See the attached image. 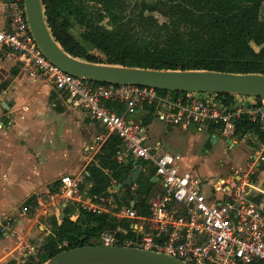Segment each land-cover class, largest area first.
<instances>
[{
    "label": "built area",
    "instance_id": "obj_1",
    "mask_svg": "<svg viewBox=\"0 0 264 264\" xmlns=\"http://www.w3.org/2000/svg\"><path fill=\"white\" fill-rule=\"evenodd\" d=\"M7 25L0 28V46L7 57L22 64L35 77L47 79L60 97L87 110L103 127L86 147L93 160L108 138L122 139L116 158L131 162L133 169L152 165L161 184L150 199V212L141 215L135 198L117 203L112 193L123 183L112 178L108 195H89L83 189L88 169L64 174L37 200L42 215L58 214L59 206L75 204L96 213L112 214L115 228L101 232L105 245H124L163 252L189 264H264V187L258 185V170L264 163V96L237 94L224 100L219 93L177 91L137 84L92 81L73 75L43 54L31 31L24 0H0ZM170 115L174 124L198 125L212 136L241 139L253 147L250 169L234 171L207 192L206 177L181 172L177 157L158 142L149 144L148 125L140 111ZM256 124L237 134L239 124ZM135 196L136 184L130 185ZM0 224V232L10 217Z\"/></svg>",
    "mask_w": 264,
    "mask_h": 264
},
{
    "label": "trees",
    "instance_id": "obj_2",
    "mask_svg": "<svg viewBox=\"0 0 264 264\" xmlns=\"http://www.w3.org/2000/svg\"><path fill=\"white\" fill-rule=\"evenodd\" d=\"M43 1L47 17H50L51 13L72 0ZM73 1L78 2L79 21L85 26L81 42H68L53 35L62 42L66 51L76 57L99 63L161 69L264 73V18L261 17L264 0H144L135 2L128 14L127 0ZM89 5H94L95 10L88 11ZM152 12L161 13L167 20L160 22ZM105 18H108L111 28L100 25ZM252 43L261 46L260 50L256 51ZM88 46L98 49L103 56L90 53ZM160 91L166 93L169 90ZM219 94L224 100H233L237 95ZM249 129L258 127L248 122L239 124V131ZM121 144L122 139L118 135H111L99 155V165L89 167L90 176L87 177L92 182L91 195L106 194L112 178L118 182L127 178L132 163L120 164L117 161L116 153ZM153 185L149 178L146 190H138L141 196L135 208L139 214L150 212ZM125 187L126 196H122V200L127 204L134 195L129 186ZM120 200L117 198L118 202ZM54 224L53 233L49 234L38 254L42 263L65 249L102 244L93 239L106 228L115 227L116 219L104 213L82 210L77 220L66 217L58 224L55 218ZM42 263H36L33 257L29 261V264Z\"/></svg>",
    "mask_w": 264,
    "mask_h": 264
},
{
    "label": "crops",
    "instance_id": "obj_3",
    "mask_svg": "<svg viewBox=\"0 0 264 264\" xmlns=\"http://www.w3.org/2000/svg\"><path fill=\"white\" fill-rule=\"evenodd\" d=\"M262 13L263 9L261 17L264 18ZM6 25L5 13L0 4V28ZM46 94L50 95L49 100L52 105L56 106V110L52 114L44 115L41 112V108L43 103L48 102L43 96ZM221 97L223 98L222 95ZM61 105L84 110L87 117L97 122L102 129L100 131L96 130L90 139L81 141L80 144V141L77 143L76 139L73 138L75 136V122L71 116H61V114H64ZM147 112L144 110L140 111L138 116L149 125L148 133L152 137L153 134L150 131V124L152 123L151 115L154 113ZM156 116L165 122L166 127L177 125L189 126L174 124L170 115ZM79 125L81 124L79 123ZM63 126L66 129L58 133L59 128ZM196 126L212 143L223 141L226 149L230 147L234 148L237 144L239 145L238 139L236 138L215 137L209 131H206V129L198 125ZM102 130L103 127L101 124L98 120L92 118L87 110L75 106L68 102V100L60 97L47 79L29 74L20 62L15 61L11 57H7L4 54L3 48L0 46V224H5V218L10 217V224L5 226V231L0 232V264H6L12 260H16L19 263L22 255L25 257L34 255L35 250L38 248L33 246L30 241L32 239H39V241L46 239L43 236L36 238L39 230L45 232L47 237L53 233L55 218L58 224H61L66 217L77 220L81 216L83 209L75 204L59 206L57 215H42L40 211L36 210L37 200L53 184L57 183L58 179L64 174L75 175L84 169L89 170L91 165H99L100 161H94L92 153L87 151L86 147L94 141L95 135ZM245 131H239L238 127L237 134H242ZM214 139L215 141H213ZM158 142L160 141L151 143V145H156ZM244 143L248 144V142ZM165 145L169 149L171 143L168 142ZM249 146L253 150L252 145L250 144ZM98 158L100 157L98 156ZM177 163L181 172H191L198 176L206 177L208 182L205 184V190L207 192L221 178L231 176L234 171L240 172V170L231 167L234 170L233 172L225 175L219 174L218 178L213 180L205 172V165L200 166L199 170H197L194 167V163L192 168L189 169L179 162L178 157ZM247 163L249 166L248 169H250L249 159H247ZM217 164L223 166L224 161L218 160ZM143 166L144 168L140 167L142 168V172L139 174L138 179L132 182L131 185L136 184L138 190L140 188L146 190L148 180L151 178V181L154 183L152 190L160 189L161 186L157 185L158 181L154 180L156 177L155 171L152 172L153 169L155 170L154 166L146 165L145 163ZM133 168L132 164L128 176L134 174H131ZM106 172H109V170L107 169ZM150 175L152 176L150 177ZM88 177L83 183V189L91 196L89 191L92 182ZM257 178L259 180L258 185L260 184L264 187V181L260 180L259 177ZM125 181L121 183L124 186H130ZM109 188L107 193L102 195H108L110 193ZM138 190L134 196L135 203L141 196ZM122 191H124L123 188L118 190L117 193H112L116 201L117 198H121L119 202L117 201V203L121 202L120 204L124 203V199L121 196L125 192ZM137 195H139L138 198ZM33 202L35 204L31 206ZM107 215L115 218L117 223L115 216L112 214ZM96 241L101 242V235L96 238Z\"/></svg>",
    "mask_w": 264,
    "mask_h": 264
},
{
    "label": "water",
    "instance_id": "obj_4",
    "mask_svg": "<svg viewBox=\"0 0 264 264\" xmlns=\"http://www.w3.org/2000/svg\"><path fill=\"white\" fill-rule=\"evenodd\" d=\"M31 31L41 51L65 71L92 81L137 84L175 91L264 96V73L231 72L211 69H161L88 61L65 50L53 35L43 0H24ZM215 141V139L213 140ZM137 168L125 183L136 181ZM157 180V178H154ZM139 195H137V198ZM46 264H189L172 255L124 245L90 244L65 249Z\"/></svg>",
    "mask_w": 264,
    "mask_h": 264
},
{
    "label": "rangeland",
    "instance_id": "obj_5",
    "mask_svg": "<svg viewBox=\"0 0 264 264\" xmlns=\"http://www.w3.org/2000/svg\"><path fill=\"white\" fill-rule=\"evenodd\" d=\"M127 1L129 8L126 10V13L128 14L130 9L133 8L135 2H141L144 0ZM77 6L78 2L72 0L65 6L59 7L55 11V13H51L50 17H47L48 15L46 14V19L52 33L57 37L60 36L64 41L81 42V36L82 32H84L85 30V26L82 25L79 21L80 11L77 9ZM87 10L94 11L95 6L89 5V8H87ZM146 13L149 14L150 12L147 11ZM152 13L159 19L160 22H164L167 20V18L159 12ZM262 14L264 15V6ZM100 25L103 28L112 27L109 23L108 18L100 21ZM59 43L62 45V42L59 41ZM83 43L85 44V42ZM252 46L256 51H259L261 48V46L255 43H252ZM88 50L90 51V53L95 54L98 57L103 56L102 52L96 48L88 46ZM43 83L45 84V82ZM43 96L48 102L43 103L41 108L42 114L46 115L54 113V110H56V106L52 105L51 101L49 100L50 95L46 94ZM61 106L64 112V114H61V116H71L75 122V136H73V138L76 139L77 143L80 141V144L81 141L90 139L91 135H93L96 130L100 131L102 129L97 122H94L89 117H87L84 110H80L79 108L74 109L68 106L66 107L64 105ZM151 120L152 123L150 124V131L153 135L151 137L149 133V144L155 143L156 141H161L162 144L165 145L166 143L170 142L171 146L168 149L169 152L177 156L179 162L184 164L189 169L192 168L194 163V167L197 170H199L200 166L202 167L205 165V172L210 175H208L210 178L216 180L219 174L225 175L233 172L234 170L232 168H236V170L240 171H245L249 167L247 159H249V155L252 153V148L249 146L250 143L248 142V144H245L241 137L238 139L239 145L237 144V146L234 148L230 147L229 149H226L223 141L212 143L206 135L199 131L196 125H189L187 127H184L182 125L166 127L164 124L165 122L162 119L158 118L155 114L151 115ZM79 123L81 125H79ZM65 129L66 128L64 126L60 127L58 133H61ZM83 136L84 138H82ZM218 160H223L224 165H218ZM258 177L260 180L264 181V163H262V166L258 170ZM143 184L146 185L145 182H143ZM157 185L161 186L160 183H157ZM154 192L155 189L151 191V195H154ZM122 196H126V193H122ZM34 204V202L31 203V206H33ZM41 236L46 239L44 241H39V239H32V241H30L33 246H36V248H38L37 250H35L34 255H29L27 257L22 255V259L19 263H17L16 260H12L6 264H29V261L32 259V257L35 259L36 263H42L41 256L37 254H39L40 250H42L43 244L47 240V236L45 232H41L39 230L36 234V238H39ZM93 241L98 242L96 241V239H93ZM66 244L67 243H64V245ZM47 261L43 262L42 264H46Z\"/></svg>",
    "mask_w": 264,
    "mask_h": 264
}]
</instances>
